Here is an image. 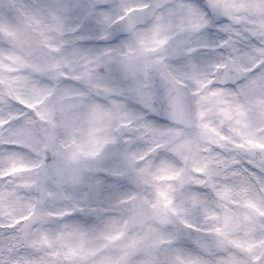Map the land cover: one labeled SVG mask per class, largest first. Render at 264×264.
Instances as JSON below:
<instances>
[{"label":"snow or ice","instance_id":"snow-or-ice-1","mask_svg":"<svg viewBox=\"0 0 264 264\" xmlns=\"http://www.w3.org/2000/svg\"><path fill=\"white\" fill-rule=\"evenodd\" d=\"M0 264H264V0H0Z\"/></svg>","mask_w":264,"mask_h":264}]
</instances>
